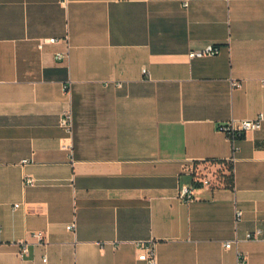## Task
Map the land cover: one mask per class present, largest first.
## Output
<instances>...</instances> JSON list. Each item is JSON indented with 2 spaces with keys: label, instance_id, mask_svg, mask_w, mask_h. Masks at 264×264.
<instances>
[{
  "label": "crops",
  "instance_id": "obj_1",
  "mask_svg": "<svg viewBox=\"0 0 264 264\" xmlns=\"http://www.w3.org/2000/svg\"><path fill=\"white\" fill-rule=\"evenodd\" d=\"M262 111L264 0H0V264H264Z\"/></svg>",
  "mask_w": 264,
  "mask_h": 264
},
{
  "label": "built area",
  "instance_id": "obj_2",
  "mask_svg": "<svg viewBox=\"0 0 264 264\" xmlns=\"http://www.w3.org/2000/svg\"><path fill=\"white\" fill-rule=\"evenodd\" d=\"M61 38L52 36L48 38H44L39 41L38 46L40 49H43L46 44L48 43H57L60 41ZM65 40H69L68 36L64 37ZM70 45V44H69ZM221 51L220 46H217L215 44H208L203 48L199 49H192L189 52V56L191 58L193 57H202L205 55H215L218 54ZM69 54V51H57L56 52V57L63 59L66 58ZM148 70L144 68V72H147ZM233 85L234 86H241V82L239 80H233ZM121 84V83H119ZM62 124L68 128V130H72L73 128V115L72 112L67 110L64 112L62 116ZM264 126V111L260 112L255 118H250V119H237L233 118L232 120L222 123L219 126V129L225 132L230 140L234 143V152L233 155L229 158V161L233 162L236 158L235 153L237 150V144L236 141L240 139L241 137L244 136L248 131L252 130H259ZM24 163L29 162L28 158H25L23 160ZM190 171L194 173L196 176L197 180L204 181L202 176L200 175V168L196 166H192L190 168ZM25 182L27 184H34L36 182V179L33 176H25ZM181 196L184 200L190 201L193 200L196 197L195 194V189L193 186H183L181 189ZM20 203H16L15 206H19ZM243 216V211L242 210H237L236 212V223H238ZM76 224L73 222L68 225L69 229H75ZM36 237H38L39 240H42L45 238V235L42 232H36L34 234ZM264 237V220L262 226H257L253 228L252 230H249L245 234V239L246 240H259ZM239 237H235L232 240H229L226 242V247H232V246H238L240 242ZM143 248H145L148 251L147 254V260L150 262V264H158V254L156 251V248L148 244L146 242H141L140 244ZM19 254L21 257L26 258L30 255V246L28 242L22 241L19 242ZM242 260H245L243 258ZM44 261H47V257H44Z\"/></svg>",
  "mask_w": 264,
  "mask_h": 264
},
{
  "label": "trees",
  "instance_id": "obj_3",
  "mask_svg": "<svg viewBox=\"0 0 264 264\" xmlns=\"http://www.w3.org/2000/svg\"><path fill=\"white\" fill-rule=\"evenodd\" d=\"M229 169H230V172H229V174H226V175H225V179H226L227 184H228L229 186H233V185H234V172H233V167L230 166ZM195 184H196L197 186H200V185H201V183H199L198 181H195Z\"/></svg>",
  "mask_w": 264,
  "mask_h": 264
},
{
  "label": "rangeland",
  "instance_id": "obj_4",
  "mask_svg": "<svg viewBox=\"0 0 264 264\" xmlns=\"http://www.w3.org/2000/svg\"><path fill=\"white\" fill-rule=\"evenodd\" d=\"M209 171L213 173L215 170H213V169H209Z\"/></svg>",
  "mask_w": 264,
  "mask_h": 264
}]
</instances>
